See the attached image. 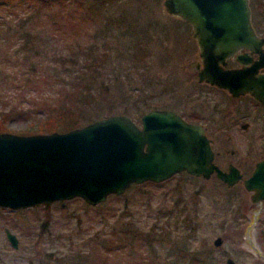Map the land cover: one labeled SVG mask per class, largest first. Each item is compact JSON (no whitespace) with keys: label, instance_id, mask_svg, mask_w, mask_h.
Masks as SVG:
<instances>
[{"label":"rangeland","instance_id":"obj_1","mask_svg":"<svg viewBox=\"0 0 264 264\" xmlns=\"http://www.w3.org/2000/svg\"><path fill=\"white\" fill-rule=\"evenodd\" d=\"M23 1L0 0V115H5L7 131L37 130L44 102L53 105L67 89L92 92L91 104L72 121L76 125L115 113L139 124L140 115L152 107H180L188 91L179 79L188 66L183 57L191 58L195 51L189 26L164 11L162 0ZM121 31L140 38L134 43L142 47L139 54L125 49ZM21 41L26 47L17 49ZM70 127L76 126L56 130ZM234 190L238 196L231 207V190L213 178L179 173L129 186L118 197L95 205L73 197L18 209L0 207V264H40L49 262V255L65 257L103 222L102 207L112 208L116 218L131 215L142 227L165 226L180 242L210 255L214 264H224L226 256L236 264H264L257 234L264 228V208L247 207L245 192L239 185ZM123 202L128 210L122 212ZM179 209L183 211L169 219L175 225H167L166 217L157 218ZM4 227L16 235L17 248L6 240ZM216 236L222 238L218 246L212 243Z\"/></svg>","mask_w":264,"mask_h":264},{"label":"water","instance_id":"obj_2","mask_svg":"<svg viewBox=\"0 0 264 264\" xmlns=\"http://www.w3.org/2000/svg\"><path fill=\"white\" fill-rule=\"evenodd\" d=\"M161 3L164 11L190 25L203 62L199 79L264 100V74L233 82L230 75L240 69L221 70L217 65L241 47L258 54L254 67L264 63V38L251 25L248 0ZM213 66L216 70L211 71ZM211 158L201 126L163 108L143 112L139 124L125 113H115L63 131H0V207L18 209L73 197L95 205L131 184L159 182L182 170L204 177L214 170L228 183L238 179L237 170L222 172ZM3 232L17 248L16 235L7 227ZM212 243L219 245L221 238L216 236ZM224 264L235 262L226 257Z\"/></svg>","mask_w":264,"mask_h":264},{"label":"flooded vegetation","instance_id":"obj_3","mask_svg":"<svg viewBox=\"0 0 264 264\" xmlns=\"http://www.w3.org/2000/svg\"><path fill=\"white\" fill-rule=\"evenodd\" d=\"M250 21L255 33L264 38L256 31L251 18V9ZM185 23L191 30L190 25ZM190 38L191 48L194 49L195 54L188 59L185 58L186 55L183 57L188 66L182 68L183 71L179 76L180 82L188 91L182 94L181 105L178 109L161 108L170 109L186 122L201 126L212 153L211 162L225 173L232 169L237 170L238 179L233 183H228L220 179L214 170L207 177L189 174L182 170L168 178L179 173L203 179L213 178L217 183L231 190L227 196L231 207L238 196L234 188L239 185L246 194L247 207L254 205L259 211L264 208V100H259L249 92L233 93L228 88L217 86L205 79H199L198 74L202 71L203 62L200 59L192 31ZM261 49L264 50V42ZM257 60V53L241 47L226 57L223 63L218 62L217 65L221 70L240 69L234 76L230 75L231 81L237 82L248 78L255 79L264 74V63L258 67L253 66ZM208 66H212V64ZM209 69L216 70L214 66ZM260 86L264 94V82ZM255 172L257 173L254 174ZM246 184L254 187L248 189ZM257 234H259V244L264 248V228L262 227Z\"/></svg>","mask_w":264,"mask_h":264},{"label":"trees","instance_id":"obj_4","mask_svg":"<svg viewBox=\"0 0 264 264\" xmlns=\"http://www.w3.org/2000/svg\"><path fill=\"white\" fill-rule=\"evenodd\" d=\"M17 1L18 3L19 1L24 2L23 0ZM249 6L256 31L264 36V0H249ZM34 15L30 14L29 17H33ZM121 32L119 35H122L125 49L127 51L133 49L132 51L135 54H139L142 47L140 44L134 43L138 42L140 38L136 37L134 40V38H129L125 31ZM125 36L128 38L126 37L127 39H125ZM119 38L120 36H118V40ZM17 47L19 49L26 46L21 41ZM17 49L13 50L16 53L14 56L18 55L19 50ZM71 58L72 56L67 57L66 61L70 63ZM65 65L69 66L70 64L68 65L65 62ZM75 79L81 82L83 78L77 76ZM84 83H86L85 80L82 85ZM59 94L61 98L55 99L53 105L44 102V107H46L44 109L46 111L43 113L44 118L39 124L38 129L29 134L50 132L56 130L58 127L79 126L85 122L92 121L88 119L78 125L72 122L78 121L77 119L80 118L83 108L87 104H91V90L83 91L79 89L78 92H72L67 89L59 92ZM80 95L82 98H79ZM4 119L5 115L1 114L0 131H7L4 127ZM69 123L73 124L70 125ZM144 182L131 184L130 186L140 185ZM118 195L120 194H109L107 197L113 198L118 197ZM101 206L104 205L100 204ZM122 206V212L128 210L127 203L123 202ZM101 209H103V213L99 217L103 219V222L97 229L87 232L86 235L81 237L78 248L72 249L65 257L53 258L49 255V262H40V264H214V260L210 255L205 256L199 249L188 246L184 241L180 242L178 240L180 236L177 233H172L165 226L150 225L142 227L136 222L135 218L128 217L131 215L122 216L124 219L116 218L112 208L111 210L108 207H102ZM183 210H177L175 215L173 214L174 211L171 210L167 215H160L157 218L166 217L167 225H175V221L171 223L169 219L179 215L180 211ZM95 212L98 213L99 211L95 210ZM109 215L113 217L111 222L106 220Z\"/></svg>","mask_w":264,"mask_h":264}]
</instances>
